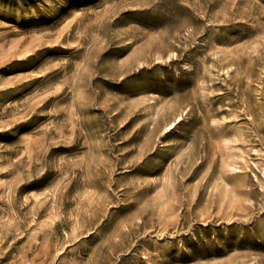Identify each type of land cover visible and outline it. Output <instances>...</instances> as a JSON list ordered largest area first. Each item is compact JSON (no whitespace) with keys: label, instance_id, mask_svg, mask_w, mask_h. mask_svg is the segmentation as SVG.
<instances>
[{"label":"rangeland","instance_id":"374dc122","mask_svg":"<svg viewBox=\"0 0 264 264\" xmlns=\"http://www.w3.org/2000/svg\"><path fill=\"white\" fill-rule=\"evenodd\" d=\"M0 264H264V0H0Z\"/></svg>","mask_w":264,"mask_h":264}]
</instances>
